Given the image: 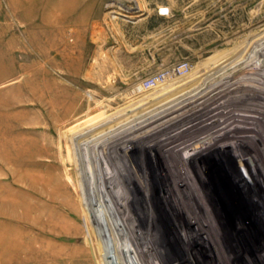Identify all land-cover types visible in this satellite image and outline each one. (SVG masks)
Returning a JSON list of instances; mask_svg holds the SVG:
<instances>
[{"label":"rangeland","instance_id":"1","mask_svg":"<svg viewBox=\"0 0 264 264\" xmlns=\"http://www.w3.org/2000/svg\"><path fill=\"white\" fill-rule=\"evenodd\" d=\"M24 2L0 14V264H216L229 243L239 260L226 215L258 170L179 136L199 90L264 64V0Z\"/></svg>","mask_w":264,"mask_h":264},{"label":"bare ground","instance_id":"2","mask_svg":"<svg viewBox=\"0 0 264 264\" xmlns=\"http://www.w3.org/2000/svg\"><path fill=\"white\" fill-rule=\"evenodd\" d=\"M240 70H243V73L235 77L236 79L233 78L230 84H226L227 86L222 84L220 86H205L204 91H198V99L194 102L193 110L196 115L201 114V117L204 116V118L195 120L193 124V142L188 141L184 135L179 136L182 138V146L192 147L193 145L195 152H206L207 155H210L213 159L215 158L213 163L216 166L225 164L226 167H231L235 171H240V169L251 170V167L258 170L256 177L259 179V183L250 185L241 178L238 181L240 189H237V196L241 201L243 211L237 212V209L234 208V213L232 211V213L226 215L234 220V228L238 224L236 228H238V233L241 234L240 249H238V253L241 254L240 259H234L236 253L233 245L229 243L225 248L228 251L224 249L226 257L222 255L214 257L216 264H264V113H261V111L264 112V64L262 62L252 64L249 67L244 66ZM219 74L217 73V75ZM244 88L249 92H253L248 93L254 95L251 96V99L255 100L257 97L258 100H248L246 102L251 103L250 105L241 104L239 106L231 105L230 101L225 100L230 94L236 96ZM238 109L246 112L241 113L240 122L239 119H236ZM247 113L251 115L252 120H250ZM244 125H248V128L243 127ZM247 132L248 137L246 136ZM252 144H256L258 147L256 154L250 149ZM251 152L255 154L254 161H252ZM219 153L227 155L228 160L223 161L217 158ZM205 159L209 160L210 158L205 157ZM209 161L211 162V160ZM196 162L198 166L208 168L205 166L206 162L204 160Z\"/></svg>","mask_w":264,"mask_h":264},{"label":"crops","instance_id":"3","mask_svg":"<svg viewBox=\"0 0 264 264\" xmlns=\"http://www.w3.org/2000/svg\"><path fill=\"white\" fill-rule=\"evenodd\" d=\"M78 3H79V7L81 5L83 6L85 4V0H78ZM23 6H24V13L28 14L27 12L28 11L30 12L31 9H32L31 0H25ZM20 10H21L20 0H0V14H2L5 18L14 19V18H16V16H18V17L20 16L21 17L22 15H21ZM3 38L6 39V37H4L2 34H0V44L3 42ZM6 41H8L9 43H12V44L15 42L11 38L10 39L7 38ZM24 47H22V48H24ZM14 68L15 67H13V66L12 67H7L6 72L7 73H13L14 72L13 71ZM15 69H17V68H15Z\"/></svg>","mask_w":264,"mask_h":264},{"label":"built area","instance_id":"4","mask_svg":"<svg viewBox=\"0 0 264 264\" xmlns=\"http://www.w3.org/2000/svg\"><path fill=\"white\" fill-rule=\"evenodd\" d=\"M144 87H146V88H150V87H152V86H144Z\"/></svg>","mask_w":264,"mask_h":264},{"label":"clouds","instance_id":"5","mask_svg":"<svg viewBox=\"0 0 264 264\" xmlns=\"http://www.w3.org/2000/svg\"><path fill=\"white\" fill-rule=\"evenodd\" d=\"M162 11H167V9H162Z\"/></svg>","mask_w":264,"mask_h":264}]
</instances>
